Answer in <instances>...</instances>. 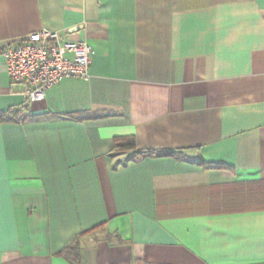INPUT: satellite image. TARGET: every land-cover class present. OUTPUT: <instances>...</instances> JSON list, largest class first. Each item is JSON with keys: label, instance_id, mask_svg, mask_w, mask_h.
Here are the masks:
<instances>
[{"label": "crops", "instance_id": "1", "mask_svg": "<svg viewBox=\"0 0 264 264\" xmlns=\"http://www.w3.org/2000/svg\"><path fill=\"white\" fill-rule=\"evenodd\" d=\"M41 28L92 62L31 102L2 51ZM0 264H264V0H0Z\"/></svg>", "mask_w": 264, "mask_h": 264}, {"label": "built area", "instance_id": "2", "mask_svg": "<svg viewBox=\"0 0 264 264\" xmlns=\"http://www.w3.org/2000/svg\"><path fill=\"white\" fill-rule=\"evenodd\" d=\"M2 54L9 78L23 85V96L31 102L42 100L64 78L87 79L92 62L87 42L48 28L10 38Z\"/></svg>", "mask_w": 264, "mask_h": 264}, {"label": "trees", "instance_id": "3", "mask_svg": "<svg viewBox=\"0 0 264 264\" xmlns=\"http://www.w3.org/2000/svg\"><path fill=\"white\" fill-rule=\"evenodd\" d=\"M5 118V116H3ZM6 119V118H5ZM8 119H11L8 118ZM113 150L116 152H125L131 151L130 158L131 159H141L144 157H156V156H175L180 157V151L174 149H152L145 148L139 149L136 147L135 138L133 135H121L115 136L113 138ZM203 163L202 160H200ZM66 257H68L72 261H77L78 253H79V243L77 241V236L71 240L67 245L63 247L61 250Z\"/></svg>", "mask_w": 264, "mask_h": 264}]
</instances>
